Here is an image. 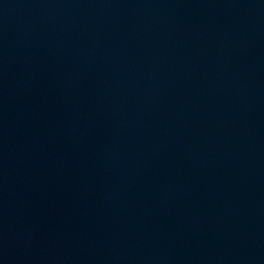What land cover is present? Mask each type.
I'll return each instance as SVG.
<instances>
[{
  "label": "water",
  "instance_id": "obj_1",
  "mask_svg": "<svg viewBox=\"0 0 264 264\" xmlns=\"http://www.w3.org/2000/svg\"><path fill=\"white\" fill-rule=\"evenodd\" d=\"M0 264H264V0H0Z\"/></svg>",
  "mask_w": 264,
  "mask_h": 264
}]
</instances>
